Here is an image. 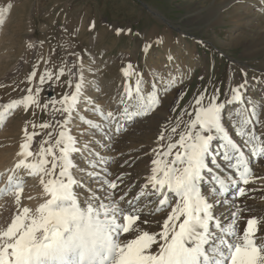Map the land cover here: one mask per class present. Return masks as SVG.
Listing matches in <instances>:
<instances>
[{
  "label": "snow or ice",
  "instance_id": "1",
  "mask_svg": "<svg viewBox=\"0 0 264 264\" xmlns=\"http://www.w3.org/2000/svg\"><path fill=\"white\" fill-rule=\"evenodd\" d=\"M10 8H0V25ZM163 43L162 38L148 42L143 52ZM167 59L172 62L175 57L169 54ZM43 62L47 65L51 58ZM84 71L79 56L72 65L64 61L55 70L40 71L34 64L26 77L25 94L0 107V127L20 108L25 113L38 108L51 117L32 122V132L26 122L17 160L0 174L6 177L0 197L13 196L17 206L10 223L0 229V264H264V216H245L253 208L241 199L264 191L248 187L257 181L264 184V174H257L250 164L251 158L257 167H264V99L246 96L247 74L224 93V99L219 88L209 92L205 87L181 109L174 125L171 119L161 125L150 172L128 198L133 186L121 188L125 175L110 172L107 165L113 161L94 152L92 142L78 140L72 128L78 121L86 126L80 136L100 133L110 147L114 137L155 112L161 96L183 84L191 69L186 73L178 67L175 75L169 72L167 77L157 74L154 81L159 84L153 82L145 91L141 73L128 63L120 70L124 84L115 110L86 95L90 82ZM66 75L68 79L62 80ZM63 84L67 90L58 99L41 103L45 85ZM260 84L264 80L251 86ZM184 95L181 90L177 105ZM82 103L87 105L84 112L96 119L82 114ZM225 113L240 143L225 127ZM37 128L51 131L33 151L34 137L41 135ZM85 152L92 169L88 176L95 186L82 181L84 169L75 163V154ZM22 174L38 178L42 188L43 202L35 209L22 206ZM219 204L228 209L230 222L225 223V214L217 211ZM242 220L246 224L240 234Z\"/></svg>",
  "mask_w": 264,
  "mask_h": 264
},
{
  "label": "rangeland",
  "instance_id": "2",
  "mask_svg": "<svg viewBox=\"0 0 264 264\" xmlns=\"http://www.w3.org/2000/svg\"><path fill=\"white\" fill-rule=\"evenodd\" d=\"M226 3V0H0V8L11 5L5 22L0 25V107L25 94L23 90L29 86L26 77L32 71L34 64H39L40 71H43L45 67L55 70L64 61L72 65L77 61L78 56L86 71L84 76L89 68L94 70L96 76L94 91L99 95L94 99L100 101L99 97L110 96L115 86L122 88L124 84L120 81L122 67L132 62V65L142 70L144 39L147 33L154 30L157 38L164 33L165 28L170 29L165 24L167 22L176 26L187 40H195L202 62L192 71L189 79L182 86L174 92L161 96L160 107L168 112L174 125L181 109L189 105L194 95L203 91L205 87L209 92L219 88L221 99H224L227 81L232 73L231 64L235 60L246 65L245 72L256 82L264 80L262 76L264 73L257 70L258 60L242 58L240 56L243 53L242 44L230 42L237 32L232 23V10L237 4L225 8L214 19L218 6ZM211 11L213 16L207 20L206 15ZM195 12L198 15L191 22L189 16ZM248 13L255 18L250 28L261 30L260 20L264 18L260 16L258 10L250 7ZM158 16L161 18L159 19ZM188 21L191 23L189 24ZM93 22L94 27H92ZM118 30L119 34H117ZM170 31L178 35L175 30L170 29ZM197 41H202L203 44ZM29 43L33 45L32 48L28 47ZM130 53L136 55L133 61H130L132 56ZM156 53V50L152 51V59L158 58ZM49 58L51 63L45 65L43 61ZM201 77L203 79H200ZM67 79V75L62 78L64 81ZM59 86L67 90L66 84ZM55 88L56 86L54 88L44 86L41 103H44L46 98L53 97ZM259 89L264 92V84H260ZM181 90L185 91V95L177 105L175 102ZM103 105L104 108H108L106 100ZM86 107L87 105L82 103L80 111L83 112ZM173 107L176 108L175 112L172 111ZM88 114L91 113L84 112V115ZM12 118L18 119L22 130L28 122L29 132L33 131L32 122L39 124L51 119L46 112L38 108H30L27 113L23 108L17 109L12 113ZM57 119L62 117L59 115ZM184 119L186 120L187 116ZM146 120V117L138 119L132 126L150 129L151 123ZM183 126V124L180 125L181 128ZM85 127L76 125L72 128V134L77 139L83 138L79 133L84 131ZM35 131L40 132L41 135L34 137V145L40 144L45 134L51 129L37 128ZM126 133H137L136 135L139 136L137 142H140V145H146V140H149V136L142 130L130 128L111 141L109 153L118 152L117 149L123 140L119 138ZM85 138L88 137L85 136ZM174 139H178V134ZM5 144L0 137V150ZM1 153L3 151H0ZM3 154L5 156H0V162H5L9 158V154ZM248 197L251 196L248 195ZM248 197L243 198L245 202L252 201V198ZM14 208L16 206L0 208V229L6 228L10 223L16 213L17 208Z\"/></svg>",
  "mask_w": 264,
  "mask_h": 264
},
{
  "label": "bare ground",
  "instance_id": "3",
  "mask_svg": "<svg viewBox=\"0 0 264 264\" xmlns=\"http://www.w3.org/2000/svg\"><path fill=\"white\" fill-rule=\"evenodd\" d=\"M226 1H227L226 4H222L221 6L220 5L218 6V8L215 11L214 19L225 8L237 4L235 9L233 8L234 10H232L233 11L232 23L234 24V30H236L237 32L235 31L236 34L230 39V42L241 43L243 48V53L240 56L244 59H251V58L257 59L258 60L257 63L259 64L257 70L261 73H264V20L262 19L260 20L261 30L260 28L252 29L250 28V24L255 18L250 16V14L248 13V10H250V7H252L256 11L258 10V12L261 14L260 16L264 18V0H226ZM197 15H198L197 12L190 15L189 16L190 21L192 20L191 22H193L194 18H196ZM212 16H213V12L211 11L206 15L207 20H210ZM160 18L161 17H159V19ZM190 21H188L189 24L191 23ZM165 24H167L170 29L178 32V35L176 36L172 34L170 29L168 30V28H165L164 33H161V35L157 37V38H162L164 43L159 46L153 44L149 52L147 54L144 53V60H142L143 61L142 70H140L138 66L133 65L134 68L141 73L145 81V91H148L150 89V86L153 82L159 84V80L154 81V77L157 74L167 77L169 72H171L173 75H175L177 73L178 67L180 71L186 73L189 71V68L191 69L190 74L187 76V78L184 81L186 82L189 79L192 71L200 63H202L198 55L197 46L194 42L195 40L194 41L187 40L185 36L181 35L180 30H178L176 26L170 25L167 22H165ZM154 33H155L154 30L147 33L144 39V45L148 42L157 39ZM153 50L157 51L156 54L158 55V58L156 57L157 58V59L155 58L156 60L152 59ZM169 54L175 57V59L172 62H169V60L167 59ZM135 56H136L135 54L132 55L130 61H133L135 59ZM237 64L239 66H236ZM245 67L246 65H243V62L241 61L235 60L234 63L231 64L232 73L227 81V90L234 83L242 82L245 79V75H244L246 73L244 70ZM155 68L158 69L155 70ZM236 69L238 70L237 71L238 73L236 72ZM95 77L96 76L94 75V70L92 72L87 71V74H85L86 81L90 82V85L86 89V95L92 98H96L97 96H99L94 91L96 89ZM246 78L250 82V86L247 89L246 96L252 97L256 100L264 99V92L259 89V86L256 88H253L251 86L256 84V80L251 78L248 74ZM120 81L124 83V79L121 75H120ZM180 86H182V84ZM179 87L172 89L171 92H174V90H177ZM63 91L65 90L61 89V87L58 85L56 86L52 96L58 99L59 96L63 94ZM122 91H123V86L122 88L115 86L110 96L108 97L102 96L101 98L99 97L100 101H97L96 99L95 100L103 107H104L103 103L106 100V102L108 103V108L105 109L115 110V108L118 107V100ZM82 114H84V111L82 112ZM11 115L7 118L4 125L0 127L1 140H3V142L6 143L3 146L4 148H2L0 151L9 154L8 156L9 158L5 162H0V174L7 172L8 169L14 166L17 160L19 145L23 142L22 126L17 121L18 120L17 118L11 119ZM58 116L59 115H57V117ZM86 116L87 118L90 119H96V117H93L91 114L90 115L88 114ZM23 117L25 118L26 115L24 114ZM146 119L147 122L151 123L149 127L150 129L146 130L144 127L139 128L134 126L128 128V129L133 128L134 130L135 129L142 130L145 135L147 134L149 136L148 137L149 140H146L147 141L146 145L145 144L140 145L139 144L140 142H137V139L139 138V136L136 135L137 133L136 134L126 133L125 135H121L122 137L119 138L123 140L122 141L120 140L121 141L120 147L117 149L118 152L111 154L109 153L111 148L108 146L109 142H107L106 139H104L100 133H96L95 135L88 134L89 136L84 135L83 138L78 139L82 141L92 142L91 147L94 152H99L105 159H110L113 161L112 163L109 164L110 166L107 165V168L110 172L114 174L119 173L125 175V183L121 185V188H124L125 185L133 186L132 193H130L128 198H131V195L138 190L139 185H141L144 182L145 176L150 172L152 149L157 146L156 140L159 132L161 131V125L167 122L170 119V116L164 108L159 106L156 109V111L153 112L151 115L147 116ZM224 124L225 127L229 130L230 135L233 136V139L236 140L238 143H240L241 142L240 138L236 137L235 131L232 127V123L228 118L227 113H225ZM76 125H79L78 121L73 127L75 128ZM85 136H87L88 138H85ZM115 138L116 137H114L113 139ZM9 140L14 141V143H11V141ZM96 141H99V143H96ZM38 146H40L39 143L35 145L33 144L32 150L38 151L39 149ZM3 153H1L0 156L2 157L5 156V154ZM246 154H247V150H246ZM74 159H75V163L81 169H84V173L81 174L82 181L86 185L91 184V186H95L93 184V181L88 176V172L92 171V169H90L86 163V160L88 159V153L87 152L83 154L77 153L75 154ZM219 163L223 165L224 162L221 160L219 161ZM250 164L257 172V174H264V167H257L255 163L251 160V158H250ZM121 165H123V167H121ZM96 171L100 172L101 166H98ZM227 171L230 172L231 170L228 169ZM22 175L25 180L23 192L21 194L22 206H27L29 208L35 209L39 205V203L43 202L42 188L39 185V180L38 178L29 177L26 174H22ZM5 180L6 177L0 178V187H4ZM207 187L208 186L206 184L202 185V190L206 191ZM248 187L264 188V184L257 181L256 184L249 185ZM81 192L83 195V190H81ZM248 195L254 197L252 198L251 202H246L247 205L253 208V212L246 213L245 216H249V217L264 216V191H256L254 193L250 192ZM30 196L34 197V199L29 200L28 197ZM228 196L229 198H231V193H229ZM13 198L14 197L11 195L0 197V208L2 206L15 207L16 204ZM241 199L244 201L243 198ZM217 211L225 214L222 217L225 223L230 222V216L227 215L228 209L223 204L217 205ZM245 224H246V220H242L240 222V230H241L240 234H242V229L245 226Z\"/></svg>",
  "mask_w": 264,
  "mask_h": 264
}]
</instances>
